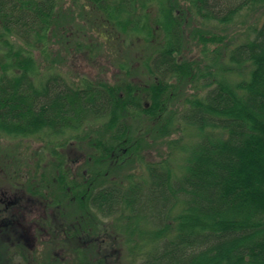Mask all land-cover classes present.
Here are the masks:
<instances>
[{"label": "trees", "instance_id": "trees-1", "mask_svg": "<svg viewBox=\"0 0 264 264\" xmlns=\"http://www.w3.org/2000/svg\"><path fill=\"white\" fill-rule=\"evenodd\" d=\"M190 1L199 16L220 24L249 9L258 17L253 36L225 57L214 48L202 73L196 56L184 55L192 42L174 18L175 6L160 0L164 18L158 24L166 37L153 56L140 60L144 73L136 67L122 84L101 76L81 86L59 73L46 74L37 85L38 62L31 48L48 55L52 34L70 38L80 32L61 17V0H0V45L5 48L0 53V137L42 135L37 141H45L77 133L53 144L50 163L58 174L49 179L42 173L52 180L46 191L31 181L21 184L15 202L0 195V264H116L120 235L134 242L129 249L139 264H264V0ZM137 2L80 0L108 24L99 23L95 37L108 41L114 34L117 48L140 23L141 16L134 14ZM72 3L70 12L78 4ZM193 36L195 45L204 46L226 39L200 31ZM9 37L25 48L16 49ZM117 67L122 71L128 64ZM146 74L157 82L149 87L140 82ZM169 75L182 85L168 82ZM197 76L204 80V95H187L181 110L171 111L180 90ZM177 115L198 137L193 148L185 149L181 174L166 158H148L153 141L129 119L142 116L149 132L159 125L158 136L164 139ZM71 142L81 145L80 153L71 154ZM139 158L145 163L143 179L131 171ZM4 166L5 175L9 167ZM41 243L51 247L44 260L37 258Z\"/></svg>", "mask_w": 264, "mask_h": 264}, {"label": "rangeland", "instance_id": "rangeland-1", "mask_svg": "<svg viewBox=\"0 0 264 264\" xmlns=\"http://www.w3.org/2000/svg\"><path fill=\"white\" fill-rule=\"evenodd\" d=\"M138 1L140 2L136 3L137 10L134 14L141 16L140 23L138 25L139 28L137 27L131 32L127 40L124 42L125 46L123 44L122 48H117V36L112 34L114 37L110 35L109 38V33L111 34L112 32L110 29H107L108 31L104 30V34L108 33V41L103 39L100 41L95 37L98 36L97 34H99V29H101L99 27V23L103 24L102 22L105 20L104 17L97 12L98 10L92 9L91 7L86 8L82 3H80V0H61L60 3L62 6L60 9L61 12L63 11L61 13V17L64 19V22L66 21L72 23L73 26H79L80 32L77 33L76 31V35L71 36L70 38L66 36H61L60 38L57 34L56 38L53 36V34L52 36L50 35L53 40L52 42L49 40L46 43V47H49L47 49L48 55L46 51H43V53L40 49L34 52V49L31 48V50H33L32 52L35 53L36 62H38L37 68H35L36 80H38L37 85H40V81L45 79L44 76L50 73H59L68 79L71 84H79L81 86H84L85 79L98 80L101 76H103L105 79H109L112 82L116 81L117 83L122 84L126 78H128L126 72L128 70L138 71L135 70L137 69L136 67H139V71L144 73L145 68L141 67L140 60L143 57H149L151 55L153 56L156 51L160 49L159 46L163 43L166 33L161 24H158V22H162L164 18L161 12L162 5L160 0H143L142 2L141 0ZM72 2H78V4L70 12L67 8H70V5L73 4ZM144 3L146 7H143L142 4ZM171 5L175 6L173 8L174 18L185 27V40L192 42L191 45H189V50L184 55L187 59L192 58V56H196V62L200 66L202 73L206 72L205 65L211 62L214 48H220L221 52L223 50L224 57L228 55L229 52L234 49V47L240 43L248 41L251 36H253V32H251V30L253 24H255L258 18L254 17L252 11L245 9L240 13V15H238V17L234 19L232 23L220 24L199 16L190 0H169V7ZM104 24H107V22H104ZM196 31L202 32L207 37H211L213 35H223L226 37V39L222 45L212 43L207 46H204L203 44L195 45L196 40L193 34ZM138 38L140 42L136 41ZM9 39L15 45L16 49H20L22 47L25 48L24 44H22V42H20L15 37H9ZM77 43L81 44L79 48ZM4 49L5 48L0 45V53H2ZM205 54H207L208 57H206ZM89 55L91 56L89 57ZM69 57L70 61L68 62L67 60ZM121 62L127 63L128 68H125L121 71L117 67L118 63ZM196 66L197 65H195V67ZM136 77H138V75ZM132 78L135 79V76L133 75ZM140 78H138L139 81H144V84H146L147 87L157 82V78L154 75L147 76L146 74V76ZM196 78L198 79L197 81H195L193 84H185L182 90H180L178 93V96L180 97H176V99L171 103V111L174 110L178 112L181 110V107L184 105V97L187 95L192 96L193 94H196L194 95L195 97H202L204 95L206 91V89L203 88L204 80L201 76H197ZM236 79H238V77L234 78V80ZM167 81L170 83L176 82V85L178 86L179 83H181V85L183 83L175 79V76L170 75L167 77ZM147 96L148 92L144 93L142 98ZM166 97L169 98L168 95H166ZM129 119L131 120L134 127H137L138 130H140L146 137L149 135V140L153 141L147 150L150 153L148 158L151 159V161H153L154 158L157 160L166 158L167 162L171 161L175 165L176 172L181 174L183 172V159L187 155L185 149L193 148L197 144L198 137L195 136L196 130L189 128L187 129L184 123H180L178 121L177 115L176 121L174 122L173 120V123L170 125V127L168 126L170 135L168 132V135L162 139L160 136H158L159 132L161 131L159 125L151 127L149 132L146 127H142L144 122L142 116H137L134 118L129 117ZM98 125L100 124L87 125L85 128H94L96 126L98 127ZM69 134L76 135L77 133L69 132L65 135H55L46 138L45 141H37V139L41 138L42 135L37 139L35 137L15 138L12 136H1L0 165L5 167L4 164L6 163V165L9 167V170L3 168L6 171L8 170L4 175L0 169L2 176V178H0V187L3 189H0V195L2 192H4V199L11 200L13 198L15 202L19 197V192H21V184H24L25 186L31 181H34V186L38 187V189L46 191L52 180H48L40 176L43 172H45L47 177L50 179V177L58 174V171L54 169V167L52 168L50 163V160H53L51 150L54 143L62 144L66 142L68 140ZM82 134L83 133L80 135ZM71 144H75L72 145L71 154L74 152L80 153L81 145L75 142H71ZM58 150L64 151L62 147H58ZM67 150L69 151L67 148L65 152H67ZM147 161L149 160L147 159ZM144 164L145 163L141 161V158H139L135 164L132 165L133 168L131 171L136 173V177L139 176L138 179L140 177L142 179L145 178V169L143 167ZM38 165H40L41 168L38 171L39 176H36L34 170ZM13 175H16L17 177L14 179ZM157 204L158 203H155L152 207L154 211L153 213L156 216ZM157 218H159V216H157ZM104 221L110 223L112 220L104 219ZM108 229L110 230V228ZM118 231L121 230L119 229ZM119 240L122 244V250L118 258V263L116 264L141 263V260L137 259L138 256H136L135 253L129 249L130 247L132 248L134 242H126V238L121 235ZM38 249L39 251L37 258L44 260L47 257L51 247L47 243H41ZM63 252L65 253L66 257L70 255L69 250H63ZM136 254H138V252ZM61 261L62 260H60V262ZM57 264L60 263L57 261ZM64 264H68L67 261L64 262Z\"/></svg>", "mask_w": 264, "mask_h": 264}]
</instances>
